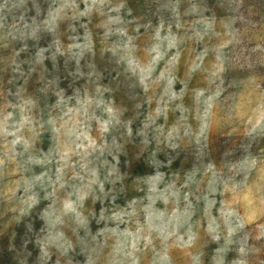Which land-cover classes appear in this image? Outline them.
<instances>
[{"label": "rangeland", "instance_id": "obj_1", "mask_svg": "<svg viewBox=\"0 0 264 264\" xmlns=\"http://www.w3.org/2000/svg\"><path fill=\"white\" fill-rule=\"evenodd\" d=\"M0 264H264V0H0Z\"/></svg>", "mask_w": 264, "mask_h": 264}]
</instances>
